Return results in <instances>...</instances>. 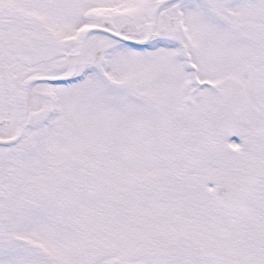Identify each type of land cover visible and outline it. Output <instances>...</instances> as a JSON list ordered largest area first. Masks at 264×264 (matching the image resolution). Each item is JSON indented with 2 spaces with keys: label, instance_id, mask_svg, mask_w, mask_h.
Masks as SVG:
<instances>
[{
  "label": "rangeland",
  "instance_id": "rangeland-1",
  "mask_svg": "<svg viewBox=\"0 0 264 264\" xmlns=\"http://www.w3.org/2000/svg\"><path fill=\"white\" fill-rule=\"evenodd\" d=\"M0 1L13 6L4 20L29 11L71 45L88 9L122 3ZM190 1L160 44L89 33L102 61L28 86L15 180L0 193V264H264V0ZM45 57L41 72L69 71ZM224 168L250 177L229 211L210 196Z\"/></svg>",
  "mask_w": 264,
  "mask_h": 264
},
{
  "label": "flooded vegetation",
  "instance_id": "flooded-vegetation-1",
  "mask_svg": "<svg viewBox=\"0 0 264 264\" xmlns=\"http://www.w3.org/2000/svg\"><path fill=\"white\" fill-rule=\"evenodd\" d=\"M46 1L41 0L37 9L40 10L44 4L50 7ZM120 1H122L121 6L114 9L106 4H97L92 7L93 9L90 8L92 13L88 25L95 28L91 33L141 48H146L152 43L160 44V41L177 35L176 33L184 23L181 10L192 11L190 0ZM6 4L0 1V9L9 10L13 7ZM27 7L31 9L32 5ZM14 12L13 10L8 13V18H5L7 20L1 18L5 15L0 16V141L10 140L18 131H20V138L15 143L0 144V193L7 189L5 179L8 184L14 183L15 180L14 148L23 139L28 127L24 94L26 88L34 78L65 73L62 71L50 74L40 71L38 66L48 62L49 57L45 56L49 53L56 57L55 62L59 66L71 62L74 56L73 45L70 41L64 44L62 34L59 39L55 36L58 42L55 46L50 45L54 36L52 31L56 27L52 28L49 25L45 27L40 19L39 23L35 19L31 20L28 17L31 15L29 11L19 12L17 16L13 15ZM172 23H177L178 26L171 29L174 26ZM110 31L128 41L111 36L108 33ZM101 42L102 40L99 41ZM83 45L82 43L71 75L75 74V70L81 63L90 65L92 62L95 50L85 48ZM56 49L60 50L58 54ZM42 84L48 83L34 82L31 86ZM32 91L33 89H28L29 95Z\"/></svg>",
  "mask_w": 264,
  "mask_h": 264
},
{
  "label": "water",
  "instance_id": "water-1",
  "mask_svg": "<svg viewBox=\"0 0 264 264\" xmlns=\"http://www.w3.org/2000/svg\"><path fill=\"white\" fill-rule=\"evenodd\" d=\"M99 59L96 56V60ZM38 80L58 81L52 78H39ZM187 179L193 185L196 183L197 176L189 175ZM248 187L249 179L246 171L237 168L224 169L213 178L211 196L222 209L233 210L245 201Z\"/></svg>",
  "mask_w": 264,
  "mask_h": 264
},
{
  "label": "bare ground",
  "instance_id": "bare-ground-1",
  "mask_svg": "<svg viewBox=\"0 0 264 264\" xmlns=\"http://www.w3.org/2000/svg\"><path fill=\"white\" fill-rule=\"evenodd\" d=\"M35 1H38V0H35ZM84 34V33H83Z\"/></svg>",
  "mask_w": 264,
  "mask_h": 264
}]
</instances>
